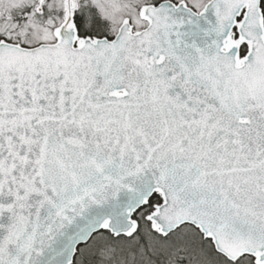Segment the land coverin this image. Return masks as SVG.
<instances>
[{"label": "snow or ice", "instance_id": "snow-or-ice-1", "mask_svg": "<svg viewBox=\"0 0 264 264\" xmlns=\"http://www.w3.org/2000/svg\"><path fill=\"white\" fill-rule=\"evenodd\" d=\"M0 264H264V0H0Z\"/></svg>", "mask_w": 264, "mask_h": 264}]
</instances>
